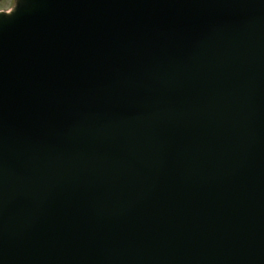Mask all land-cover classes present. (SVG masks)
I'll return each mask as SVG.
<instances>
[{"label": "water", "instance_id": "obj_1", "mask_svg": "<svg viewBox=\"0 0 264 264\" xmlns=\"http://www.w3.org/2000/svg\"><path fill=\"white\" fill-rule=\"evenodd\" d=\"M0 264H264V0L0 13Z\"/></svg>", "mask_w": 264, "mask_h": 264}, {"label": "rangeland", "instance_id": "obj_2", "mask_svg": "<svg viewBox=\"0 0 264 264\" xmlns=\"http://www.w3.org/2000/svg\"><path fill=\"white\" fill-rule=\"evenodd\" d=\"M20 3V0H0V10L11 13Z\"/></svg>", "mask_w": 264, "mask_h": 264}]
</instances>
